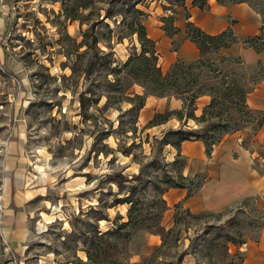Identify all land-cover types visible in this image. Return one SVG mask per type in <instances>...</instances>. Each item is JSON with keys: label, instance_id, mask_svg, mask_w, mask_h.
<instances>
[{"label": "rangeland", "instance_id": "rangeland-1", "mask_svg": "<svg viewBox=\"0 0 264 264\" xmlns=\"http://www.w3.org/2000/svg\"><path fill=\"white\" fill-rule=\"evenodd\" d=\"M186 1L141 0L136 7L144 12L148 37L161 30L176 50L180 30L176 36L169 32L174 19L186 15ZM217 1L247 2L264 14V0ZM77 4L0 0V264H242L241 247L256 241L264 227V207L244 198L220 211L195 213L180 202L167 203L169 189L195 191L206 177L200 167L183 173L184 158L171 132H223L212 149L239 134L248 147L262 113L252 110L246 117L236 96L229 97L232 103L223 97L231 93V73L248 78L264 71L257 65L248 73L236 56L208 46L205 56L222 73H204L202 80L224 106L198 121L187 118L192 110L185 108L179 119L171 113L183 102L179 109L170 102L180 98L153 96L154 110L164 105L147 116L145 104L137 110L136 101L126 98L144 89L122 72L141 49L117 14L119 0L87 2L84 9ZM234 40L241 44L243 38ZM204 106L193 114L201 116ZM167 114L165 123L151 126ZM130 210L142 223L118 233L127 237L112 236ZM9 212H21L27 224L17 248L3 230ZM230 238L235 243H226Z\"/></svg>", "mask_w": 264, "mask_h": 264}, {"label": "crops", "instance_id": "crops-1", "mask_svg": "<svg viewBox=\"0 0 264 264\" xmlns=\"http://www.w3.org/2000/svg\"><path fill=\"white\" fill-rule=\"evenodd\" d=\"M186 15L174 19V26L180 30V40L176 50L171 48L172 39L165 37L163 31L157 30L153 37L157 49L158 65L161 71L167 70L177 59L194 61L200 57L197 45L185 36V24L191 22L207 35H217L227 29L243 39L261 37L254 45L240 43L220 49L222 55L239 57L241 67L252 72L258 65L264 68V46L257 51L256 46L264 43V14L253 9L247 2L222 3L208 0L200 9L187 0L184 6ZM176 36V35H175ZM148 96L145 108L151 110L147 116L157 112L164 105ZM209 101L203 95L195 101V115ZM246 105L253 111L262 113L260 126L252 133L248 147H243L239 134H231L214 146L211 155L205 154L203 143L198 140H185L181 143L179 153L184 158L183 173L190 174L193 168L200 167L206 177L201 187L192 194L186 189L171 188L167 192V203L181 205L191 212L220 211L236 200L254 198L259 207H264V77L246 95ZM171 108L179 109L182 101L173 99ZM176 154V152H175ZM10 180V179H9ZM4 233L12 248L20 247L27 237V224L21 212L5 214ZM245 252L242 264H264V227L256 241L243 244Z\"/></svg>", "mask_w": 264, "mask_h": 264}, {"label": "trees", "instance_id": "trees-1", "mask_svg": "<svg viewBox=\"0 0 264 264\" xmlns=\"http://www.w3.org/2000/svg\"><path fill=\"white\" fill-rule=\"evenodd\" d=\"M77 7L79 9H84L87 5V2H94L95 0H77ZM141 0H119L120 2V11L122 13H117L121 16V22L125 25L126 30L129 35H136L138 43L140 45V53L138 55H133L129 57V59L123 64L122 72L125 78H128L132 83L139 84L143 87V94H133L131 98L126 96L128 100L136 101L137 110H140L144 104L145 99L148 95L156 96V97H165L168 95H174L180 98L183 102L182 109L177 110L172 115L177 116L181 119V111L185 108H191L192 112L187 116L189 119L200 120L206 114H214L212 110L216 105L224 106L223 102H219L221 100H216L215 96L212 95L207 85L202 80V75L204 73H208L209 75L213 73H217L218 75L222 73L221 69H217L214 67V61H210L205 56V50L208 46L213 45V47L217 49H222L229 47L230 45L237 44V41L234 40L235 35L231 29H227L217 35H207L203 33L198 27L194 26L191 22H186L185 24V36L191 39L196 45L200 53V57L197 60L192 62L185 63L183 61L177 60L166 72H162L158 65V56L155 48V42L150 39L146 33L145 25L143 24L142 17L144 16V12L137 8V4L140 3ZM180 1V5L184 4V0ZM191 4L197 6L202 9L206 6L208 0H191ZM220 2V1H219ZM242 2V1H240ZM187 17V15H186ZM171 32L169 34L175 35L179 32V29L172 26ZM166 30V29H165ZM234 37V38H233ZM231 38L229 41L225 39ZM261 39V37L251 38V39H243L241 41L242 45H254L256 40ZM257 51L263 48L264 43H260L255 45ZM223 56V55H222ZM235 63L241 66V61L239 57L236 56ZM261 71H264V68L259 67ZM235 76L232 79V86L228 88L227 91L230 90L231 93H226L225 97H223V101L226 103H232L228 99L231 96H236L237 102L240 108L244 111L246 117H249L252 113V110L246 105V95L254 88L256 83L264 77V75L257 74L256 76H249L246 78L243 74L238 75L234 72L231 73ZM238 77V79H237ZM228 78L227 74L222 75L223 82ZM203 95H210V102L204 106L202 110V114L199 117H196L193 114L195 110L194 104L195 100ZM227 97V99H226ZM215 114H220L219 112H215ZM170 115V113H169ZM169 115H165L159 121L152 122L151 126L159 125L165 123L169 119ZM156 116H162V114H156ZM263 118V115H262ZM262 118L258 123L256 129L260 126ZM255 129V130H256ZM177 136V141L174 143L175 149H179L181 142L190 139L203 140L205 145V150L207 154L210 153L212 146L218 142L221 134L220 131L218 133L213 134L211 137L205 136V133L196 132L193 130H177L171 132ZM121 177V176H120ZM204 180V179H203ZM121 181H124L121 178ZM204 182V181H203ZM203 183H201L202 185ZM201 185L196 187L197 191ZM195 191L187 192V194H192ZM159 202L162 204V212L165 209V201L160 198ZM142 219L138 218L137 215L132 213V210L128 212V221L119 226L117 229L112 230L111 235L114 237H124L128 235L126 232L121 236L120 233L123 229L128 226H136V224H141ZM176 224V217H175ZM158 229H161L160 226L157 225ZM163 231V230H162ZM173 232V229L170 228L165 233L162 234V246L166 243V237ZM235 243L234 239L230 238L226 241V243ZM90 259V257H89ZM75 264H83L78 261Z\"/></svg>", "mask_w": 264, "mask_h": 264}]
</instances>
